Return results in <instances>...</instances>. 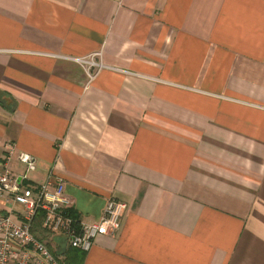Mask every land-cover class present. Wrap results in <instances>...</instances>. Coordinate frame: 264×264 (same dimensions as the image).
<instances>
[{
	"label": "crops",
	"instance_id": "1",
	"mask_svg": "<svg viewBox=\"0 0 264 264\" xmlns=\"http://www.w3.org/2000/svg\"><path fill=\"white\" fill-rule=\"evenodd\" d=\"M6 140L81 222L127 204L66 264H264V0H0Z\"/></svg>",
	"mask_w": 264,
	"mask_h": 264
},
{
	"label": "built area",
	"instance_id": "2",
	"mask_svg": "<svg viewBox=\"0 0 264 264\" xmlns=\"http://www.w3.org/2000/svg\"><path fill=\"white\" fill-rule=\"evenodd\" d=\"M92 78L101 64L91 58H76ZM96 67V72H89ZM12 158L25 166L26 171L36 168V158L17 151L16 144L6 140L2 144L0 166V264H66L61 255L53 252L42 240L43 234L53 238L62 236L67 245L89 251L98 234L116 233L125 202L113 197L106 200L98 220L81 222L68 212L63 200L64 180L53 168L45 180L31 182L26 173L18 175L8 168ZM37 225V226H36ZM40 231H34L35 229Z\"/></svg>",
	"mask_w": 264,
	"mask_h": 264
},
{
	"label": "trees",
	"instance_id": "3",
	"mask_svg": "<svg viewBox=\"0 0 264 264\" xmlns=\"http://www.w3.org/2000/svg\"><path fill=\"white\" fill-rule=\"evenodd\" d=\"M69 214L72 215L74 218H77V215H75V213L72 210H68ZM37 226V225H36ZM34 231H40L37 228ZM39 234H43V232H39ZM57 240V244L55 246H52L50 243H47V246L49 247V249L53 252L54 255H60L62 252H65V250H63V246L64 243L62 244L63 240H61V238H56ZM68 264V263H67Z\"/></svg>",
	"mask_w": 264,
	"mask_h": 264
},
{
	"label": "rangeland",
	"instance_id": "4",
	"mask_svg": "<svg viewBox=\"0 0 264 264\" xmlns=\"http://www.w3.org/2000/svg\"><path fill=\"white\" fill-rule=\"evenodd\" d=\"M42 240L45 243H50L53 244L54 240H53V236L51 234H42ZM62 257V255H61Z\"/></svg>",
	"mask_w": 264,
	"mask_h": 264
}]
</instances>
